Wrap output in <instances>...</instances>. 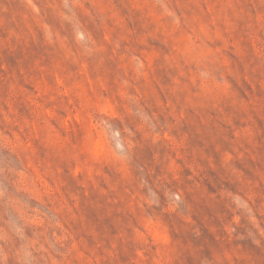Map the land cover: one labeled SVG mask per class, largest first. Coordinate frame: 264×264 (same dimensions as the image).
<instances>
[{
  "label": "rangeland",
  "instance_id": "374dc122",
  "mask_svg": "<svg viewBox=\"0 0 264 264\" xmlns=\"http://www.w3.org/2000/svg\"><path fill=\"white\" fill-rule=\"evenodd\" d=\"M0 264H264V0H0Z\"/></svg>",
  "mask_w": 264,
  "mask_h": 264
}]
</instances>
